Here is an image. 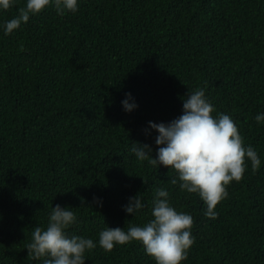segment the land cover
<instances>
[{"label": "trees", "instance_id": "16d2710c", "mask_svg": "<svg viewBox=\"0 0 264 264\" xmlns=\"http://www.w3.org/2000/svg\"><path fill=\"white\" fill-rule=\"evenodd\" d=\"M26 0L0 12V25ZM204 88L216 116L236 122L251 162L228 197L205 215L198 194L173 185V170L140 162L133 142L154 149L148 121L182 113L187 91ZM131 93L138 105L123 110ZM264 0H81L64 16L49 7L11 35L0 28V264H42L25 246L51 207L74 211L70 235L98 241L107 225H143L155 190L194 218L195 242L182 264H264ZM143 181H142V178ZM140 214H126L129 196ZM95 198H100L102 205ZM85 264H156L138 241Z\"/></svg>", "mask_w": 264, "mask_h": 264}, {"label": "clouds", "instance_id": "9594fccd", "mask_svg": "<svg viewBox=\"0 0 264 264\" xmlns=\"http://www.w3.org/2000/svg\"><path fill=\"white\" fill-rule=\"evenodd\" d=\"M17 0H0V12H6L16 5ZM81 0H26L19 14L0 25L4 35H11L41 11L52 7L57 15L75 14ZM182 99V113L168 122L148 121L146 133L154 130L155 155L147 143L133 142L130 151L138 161H147L158 169L164 166L175 172L173 185L187 193L198 194L206 205L205 215L214 219L216 206L229 195L227 186L239 182L251 162L252 170L258 171L262 161L251 145H245L236 122L230 115L219 113L213 116L214 106L205 89L187 91ZM123 110L133 111L138 105L132 94L125 93L121 101ZM257 125H264V112L254 117ZM142 178V177H141ZM143 181V178H142ZM144 183V181H143ZM102 205L100 198H95ZM126 214L135 216L145 207L143 198L136 193L129 196L121 206ZM151 219L143 225L130 224L123 227H109L99 232L98 241L90 237L70 235L68 229L78 224L76 213L57 203L51 207L46 227H35L31 241L25 246L32 260L42 264H85L87 252L99 245L110 252L117 245L138 241L147 255L156 264H182L195 242L192 233L194 218L187 212L177 211L170 202L167 189L155 190L152 198Z\"/></svg>", "mask_w": 264, "mask_h": 264}]
</instances>
